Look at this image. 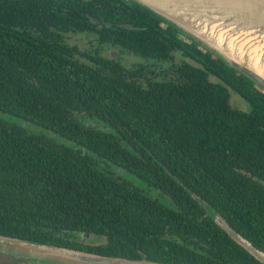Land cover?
I'll return each instance as SVG.
<instances>
[{
    "label": "trees",
    "instance_id": "16d2710c",
    "mask_svg": "<svg viewBox=\"0 0 264 264\" xmlns=\"http://www.w3.org/2000/svg\"><path fill=\"white\" fill-rule=\"evenodd\" d=\"M95 26L141 62L67 63L59 33ZM247 126L264 127V89L143 5L0 0V236L155 264L256 261L214 223L264 237L257 197L235 192L242 171L264 175Z\"/></svg>",
    "mask_w": 264,
    "mask_h": 264
},
{
    "label": "water",
    "instance_id": "95a60500",
    "mask_svg": "<svg viewBox=\"0 0 264 264\" xmlns=\"http://www.w3.org/2000/svg\"><path fill=\"white\" fill-rule=\"evenodd\" d=\"M133 1L179 27L229 66L264 89V73L249 65L250 61L257 60L258 67L264 71V0ZM13 245L28 246L30 255H36L41 251L51 253L48 256L53 258V264H155L144 260L134 261L32 244L0 236V246ZM256 257L264 262L261 255Z\"/></svg>",
    "mask_w": 264,
    "mask_h": 264
},
{
    "label": "flooded vegetation",
    "instance_id": "af4514ba",
    "mask_svg": "<svg viewBox=\"0 0 264 264\" xmlns=\"http://www.w3.org/2000/svg\"><path fill=\"white\" fill-rule=\"evenodd\" d=\"M96 23H98V21ZM98 28L100 27L95 26L94 28H92V30L89 31H82V32L67 31V32L59 33L58 37L54 40L58 44L57 49L58 50L64 49V52L68 56H70V54L73 55L71 57L72 62H67V63L73 65L76 62L78 63V61L79 62L81 61L84 64H90L92 61H89L85 56H83L85 53L97 54L98 56L94 61L100 62V64L109 61L114 64L119 63L124 67L129 68L134 64H138L141 62V60L138 57L134 56L133 53L125 52L121 48L112 46L109 43L107 44V42H105L103 38L97 34L99 32L97 31L96 33V30ZM128 57L130 59H127ZM233 96L238 97V99L240 100V109L245 110L244 107L246 105V102L242 98H240L237 94L232 93V97ZM33 127L38 128L37 126L30 125L31 129H33ZM247 131L250 137H256L257 140H260V138H264V127H257L256 131L254 132V128H252L251 126H247ZM263 160H264V152H260L256 156L254 155L248 156V162L255 163L256 165H259L260 163L259 161L263 163ZM233 169L236 172L231 173V176L238 174L237 171L238 168H233ZM259 171L263 173L264 167H259ZM220 177H223V175H220ZM243 177L246 179V182H242ZM236 182H240V186H237L235 192L237 194H240L241 192H247L250 197L256 196L257 202H254L251 198H248V202L252 203V205H254L255 207H259L261 205L259 212L264 213V175L259 176L258 174H251V173L249 174L248 172L242 171V175L237 177ZM241 185L245 187L244 191H242ZM261 201L262 204H256V203H261ZM253 203H255L256 205ZM219 220L220 221L217 220L214 222L215 225L218 226L219 229L223 230L226 234H228L232 238V241L235 243V245H238L241 249L245 250L252 257H255V255L253 254L255 253L261 255L264 259V237L261 238L256 237L258 230L252 231V233H250L249 235L250 238H247L240 231H237L235 226H230L226 221H221V219ZM260 232L262 233L263 236L264 228L260 230ZM89 236H91L90 239H88ZM73 237L76 238V240H79V243L82 246L85 245L98 246L104 244L103 238L97 236L99 238L94 239L93 235L89 233H83V234L77 233L73 235ZM234 250L235 248H233V251ZM32 258L31 256L24 254L3 253L0 254V264H29L31 263V260H33ZM255 258L256 261L246 259L237 262L232 260V264H264V262L259 261L257 257ZM39 263L44 264L42 262Z\"/></svg>",
    "mask_w": 264,
    "mask_h": 264
},
{
    "label": "rangeland",
    "instance_id": "374dc122",
    "mask_svg": "<svg viewBox=\"0 0 264 264\" xmlns=\"http://www.w3.org/2000/svg\"><path fill=\"white\" fill-rule=\"evenodd\" d=\"M127 59H130L129 57ZM231 101H232V104L234 106H240V100L238 99V97L236 96H233L231 98ZM34 130H38V128L36 127H33ZM130 178V177H129ZM94 239H97L99 237L97 236H94ZM91 236L88 237V239H90ZM87 240V239H86ZM28 246H0V254H3V253H15V254H24V255H29L32 257H35V258H32L33 260H31V263L29 264H40L39 262H42L44 264H53V258L51 256H48L50 255L51 253H48L46 251H41L39 252L38 254L36 255H30V248H27ZM39 247V246H37ZM44 248V247H42Z\"/></svg>",
    "mask_w": 264,
    "mask_h": 264
},
{
    "label": "bare ground",
    "instance_id": "6f19581e",
    "mask_svg": "<svg viewBox=\"0 0 264 264\" xmlns=\"http://www.w3.org/2000/svg\"><path fill=\"white\" fill-rule=\"evenodd\" d=\"M250 63V64H249ZM248 64L252 67V68H254L255 70L256 69H258L259 71H261V72H263L264 73V71L263 70H261L259 67H258V62H257V60H254V61H250Z\"/></svg>",
    "mask_w": 264,
    "mask_h": 264
}]
</instances>
